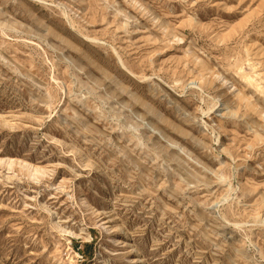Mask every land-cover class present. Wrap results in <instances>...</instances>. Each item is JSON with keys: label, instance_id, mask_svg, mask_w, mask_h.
Returning a JSON list of instances; mask_svg holds the SVG:
<instances>
[{"label": "rangeland", "instance_id": "374dc122", "mask_svg": "<svg viewBox=\"0 0 264 264\" xmlns=\"http://www.w3.org/2000/svg\"><path fill=\"white\" fill-rule=\"evenodd\" d=\"M263 89L264 0H0V264H264Z\"/></svg>", "mask_w": 264, "mask_h": 264}, {"label": "bare ground", "instance_id": "6f19581e", "mask_svg": "<svg viewBox=\"0 0 264 264\" xmlns=\"http://www.w3.org/2000/svg\"><path fill=\"white\" fill-rule=\"evenodd\" d=\"M262 78L263 77H261L260 80ZM111 223H114V221H113L112 216H109L108 218H106V222L104 223L106 226H104V227L106 229H109V231H111L113 233L112 234L113 235L112 240L114 242H116L117 244L118 243L121 244V247L125 251V254H127V264H147V263H145V261L142 260L141 253L136 249V247H135L134 243L132 242V240L130 239V237L127 236V234L124 231V228L119 224H115V226H114ZM104 227H103V229H104ZM122 236H124L126 238L124 240L120 241V238Z\"/></svg>", "mask_w": 264, "mask_h": 264}]
</instances>
